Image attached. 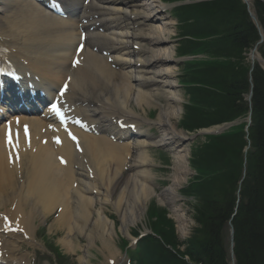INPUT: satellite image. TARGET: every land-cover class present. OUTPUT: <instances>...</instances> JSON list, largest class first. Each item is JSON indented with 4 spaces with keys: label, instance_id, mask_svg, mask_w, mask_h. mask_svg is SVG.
Segmentation results:
<instances>
[{
    "label": "bare ground",
    "instance_id": "obj_1",
    "mask_svg": "<svg viewBox=\"0 0 264 264\" xmlns=\"http://www.w3.org/2000/svg\"><path fill=\"white\" fill-rule=\"evenodd\" d=\"M108 1H90L96 6L90 5L87 9L94 11L92 17L98 20H92L89 27L102 22L109 10L104 7ZM138 1L125 0L120 8L111 9L120 15L123 7L134 8L127 20L136 32L130 33L128 29L113 35L114 47L109 49L106 57L92 54L98 35H88L87 47L79 56L83 59L82 66L70 69L73 46L78 41L75 21H57L27 0H0V37L19 39L29 52L28 55H17L14 60L20 65L26 62L33 74L42 79V86L60 85L70 75L69 88L62 96L71 105L69 115L81 116L89 125L94 124L88 109H81L77 103L78 97H81L82 102L93 104L90 107L92 112L101 111L105 115L103 122L120 120L121 124L134 125L139 135L134 144L125 140L128 133L119 136L116 142H101L78 131L79 151L76 152V146L67 140V134L73 132L71 128L61 133V145L55 147L53 143L50 144L48 136L41 133L45 128L44 123L21 119L22 123L29 125L32 143L28 148H22L20 155H17L18 162L9 164L15 156L9 155L10 150L3 145L0 130V222L1 217L5 216L16 227L8 232L4 230L6 235L0 233V246L4 252L2 261L6 264H29L20 256L21 246L33 248L37 245L32 234L35 221L43 222L46 216L56 210L64 216L59 224L63 221L68 226L70 224L71 227L67 226L68 234L71 231L84 233L88 230V240L99 242L101 248L96 249L109 252L112 247L105 237L111 240L115 228L103 213L101 205L110 202L109 196L114 187L120 186L116 202L112 201L120 221L118 232L126 231V228L137 223L153 196L161 204H174L175 187L186 173L184 156L175 154L171 186L157 194L154 190L153 160L148 151L154 146L170 148L180 138L170 141L171 134L176 136L170 125V119L176 113L166 112L168 101H177L171 97L160 100L163 88L168 85L156 80L168 72L152 73L156 66H163L165 60L171 59L172 52L163 50V47L158 48L168 40L166 31L155 26L163 9L159 5L150 8L143 4L144 0L137 4ZM146 10L149 14L142 15ZM45 21L54 22L52 24L58 40L55 37L48 39ZM163 25L168 26L169 23ZM140 27L145 34L139 32ZM143 42L146 44L141 45ZM132 46H137L136 50H130ZM148 46L151 48L148 49ZM148 54L151 56L149 59L145 56ZM133 57L135 61H132ZM106 58L112 60L114 69L108 65ZM91 62L104 63L97 66L98 73L88 75V70L92 68L87 66ZM129 101L133 102V109L142 114L158 102L163 106L158 105L160 112L154 123L135 113ZM152 127H156L158 132L164 128L166 132H161V136H166L158 141L153 139L149 134ZM42 139H46L45 146L40 144ZM57 156L65 160L64 167L56 163ZM124 171L127 177L120 180ZM108 183L110 186L102 187ZM95 204L99 208L96 209ZM41 213H46L43 218ZM84 260L82 258L81 264H86Z\"/></svg>",
    "mask_w": 264,
    "mask_h": 264
},
{
    "label": "trees",
    "instance_id": "obj_2",
    "mask_svg": "<svg viewBox=\"0 0 264 264\" xmlns=\"http://www.w3.org/2000/svg\"><path fill=\"white\" fill-rule=\"evenodd\" d=\"M214 8V11L220 12L221 15L227 14L233 21V24L226 27L229 32L222 41V49L234 54L250 49L258 40V36L248 20L244 6L227 1L223 6H212L210 11ZM253 10L264 28V3L254 2ZM196 20L199 21L200 18ZM200 24L203 26L204 20ZM260 52L264 57V45ZM232 76L227 75L228 78L223 80L216 89L218 93L214 94V97L217 103L213 104L214 112L206 114L205 126L224 122L247 112L246 104L242 102V96L248 92L247 79L244 75L240 78ZM252 76L254 127L250 138L253 153L248 157L246 178L239 194L238 210L232 220L236 264H264V74L255 68ZM202 116L200 115L199 119H203ZM211 118L213 120L208 124ZM217 144L226 145L227 141H217ZM209 155L210 153L206 150L198 157L195 156L192 161L200 177L205 178L207 171L219 172V176L217 180L199 178L200 183L195 184L201 202L195 219L201 229L196 230L188 242L189 249L191 248L189 255L199 264H227L226 253L221 246V236L234 208L236 181L241 174V165L240 161L238 165L236 156H233V145L219 149L217 159L219 163L210 159ZM156 245L161 248H157V253L160 256L166 255L168 264H186L157 242ZM151 264L165 263L155 260L154 257L151 259Z\"/></svg>",
    "mask_w": 264,
    "mask_h": 264
},
{
    "label": "rangeland",
    "instance_id": "obj_3",
    "mask_svg": "<svg viewBox=\"0 0 264 264\" xmlns=\"http://www.w3.org/2000/svg\"><path fill=\"white\" fill-rule=\"evenodd\" d=\"M192 10L194 13L198 12V13H203V14L206 13L205 15H209V16L213 15V10L206 12V10H204L202 8H197V7L193 8ZM168 16H169L168 14L165 15V17H168ZM168 22L170 23V26L167 28L168 29L167 34L171 36V39L169 42H167L163 45V47H165L163 49H167V50L170 49L173 51L176 48H179V45L182 42H184V40L182 38H180L181 35H179L177 37L176 30H175L176 22L173 21L171 18L168 19ZM216 26H217V24L214 23L213 30H215ZM157 29H158V27H157ZM185 33L193 36V34H191V33H188V32H185ZM149 36H150V34H149ZM177 38H178V40H177ZM207 40H209L210 43L212 42L211 39H207ZM187 42H190V44H188L190 46H187V48L192 49L194 47L193 44L195 43V40L194 39H188ZM210 43H207L204 40L203 41V47L204 48H201L197 53H200V54L204 53L202 51L207 50L206 47L211 46ZM222 52L225 54V57L215 56L214 59L212 58V56L206 57V58L200 57L199 59L193 58L191 60L193 63L192 66L186 65L184 67L179 68L178 67V59H175V57H172L173 58L172 60L174 61L173 63L166 62L164 64L166 66L164 68V70H168L172 73H171V77L166 78L165 80H163V82L171 83L174 85V88H171L168 90V94L175 97L174 100L177 101L175 103L174 102H168V105L166 106V108L168 107V110L166 111V108H165L166 112H170L173 114L176 113V115H173V117H171V119H170V125H171V127H173L175 134H178L182 137L191 136V135H187L186 133L182 132V130H180V127H179V121H180V119L182 117V113H183L182 106L186 103V97L184 95V90L182 91V89L179 88L177 85V78L180 74V71L184 75V78L187 76L193 78V82H188L185 80L187 89H192L194 91L196 90L195 93H204L207 91L206 89L209 88V80L212 83V85H214L216 88H218L219 85H221L222 81L228 78V77H224L225 73H226V69H227V64L230 66L228 73L230 74L231 73L230 70H232L233 76L240 78V77H242V75L247 76L252 64L256 63L254 61V59L251 60V58H248V55H246V57H244V56L242 57L240 53H236V54L232 55V54H228L229 53L228 51L222 50ZM232 53H234V52H232ZM207 58H209V59H207ZM242 58H243V60H242ZM205 64H209L208 66L214 67L216 69H210V70H205V71L200 70V68L202 66H204ZM260 68L264 69L262 64H260ZM218 71L220 74L218 73ZM159 72H161V71H159ZM208 78H209V80H208ZM214 94H216V93L212 92V93H207V94H201L200 97L196 98L195 104L191 105L190 108H189V104H188V106H185V108H184L185 118L188 120V122L191 125H195V124H198L199 122H201V121L197 120V118L201 114H204L202 116L203 117L202 120L204 121L206 114H211L212 112H214L213 104L217 103L216 98L214 97ZM159 112H160V110H156V111L153 110V112H149L146 114H149L150 119L153 122H156ZM186 112H187V114H186ZM212 120H213V118L209 119L208 124L211 123ZM163 129L164 128H161V130H160L162 133L164 132ZM157 135H159V133H157ZM203 141H204L203 139H200V141L197 143L200 144ZM191 144L192 143H189V144H187V143L182 144L181 143V147L179 149L180 150L185 149L187 151L188 146L190 147ZM161 153L162 152L157 150V149L153 150L152 151L153 160L156 163H158L156 160H159L158 157L161 156V157H163L161 159V161L168 162L167 158ZM209 157H210V159L217 162L218 158L215 157V154H212V156L209 155ZM185 163H187V161H185ZM217 163H219V162H217ZM223 166H224V164H223ZM170 174H172L170 171V168L167 170H164L163 172H157L156 173V178L158 179V182L161 184V185L155 184L156 190H162V188L165 185H167V183L169 182ZM188 175H190V171L187 168L186 175L181 176V178H182L181 179L182 181L180 184L181 186H184L186 180H188V177H187ZM177 189L178 188H176V190H175V195L177 193ZM177 200H179V202H177V204H174V206L170 208L168 206L159 205V202H157L156 199H150L144 208V211L141 215L140 220H138L137 223L134 226H132V228H135L132 231H136V232H147V231L149 232L150 231L148 229L147 218L149 216L150 210L152 209L153 203H155V205L158 206L159 208H163V209L165 208L166 209L167 217L170 220H172L174 223L175 234L177 235L179 241H183L184 239H186L190 235L191 231L195 228V225H194V222L192 221V218H191L190 205L184 204L185 199H183L181 197V195H177ZM106 212L108 215H113V213H114L109 206H108V209L106 210ZM53 217L54 216L52 214L49 216H46V218H48L46 220L47 227L43 226V225L42 226L39 225V223H37L39 220H37L35 223L37 226V228L35 230L36 239L43 246H45L44 241L46 242L47 245H50V246L52 244H55L61 250V253L63 255L69 256L71 258V261L74 264H76V263L79 264L76 256L78 254H80L81 251L79 252V250L77 248L78 247L83 248V247L89 245L90 247H92L91 249H89L90 250L89 257L91 259H93V260L90 259V262L88 259L89 264H107V262L104 259V256L108 255L109 252H104V251L99 252L96 249V246L98 248H101V247L99 246V243H96V241H94V240L91 241L92 244H89L87 241L88 233L85 236H83V235L79 236V234L76 232L71 234L72 239L70 240V243H71L72 247H75L76 251L74 254H76V255H72L71 251H69L67 249L66 245H64V244L60 245L58 243V241L60 239H63L64 237H66V234L64 233V230L62 231L60 229H59V231L50 233L51 229L49 226L52 222ZM116 227H119V224L116 225ZM226 229H227V227L225 226V232L223 231L224 244H228V236L226 234ZM116 231L117 230L115 229V233H117ZM87 232H88V230H87ZM84 233H86V232L84 231ZM76 234H78V235H76ZM113 239H114L115 243L109 242V245L111 247L114 248V247H121L122 246L121 239H123V236L119 235V238L116 239L115 237H113ZM117 261L118 260L115 261V264Z\"/></svg>",
    "mask_w": 264,
    "mask_h": 264
},
{
    "label": "snow or ice",
    "instance_id": "obj_4",
    "mask_svg": "<svg viewBox=\"0 0 264 264\" xmlns=\"http://www.w3.org/2000/svg\"><path fill=\"white\" fill-rule=\"evenodd\" d=\"M65 87H66V86H65ZM51 109H52L53 112H56L57 115L60 114V112H59V108L57 107V105H56L55 103H52V104H51ZM25 132H26V134H27V128L25 129ZM9 142H11L10 137H9ZM57 142H59V141L57 140ZM62 162H63V161H62Z\"/></svg>",
    "mask_w": 264,
    "mask_h": 264
}]
</instances>
